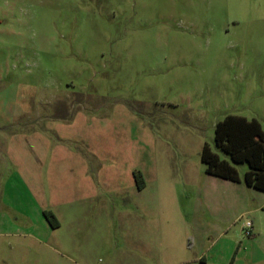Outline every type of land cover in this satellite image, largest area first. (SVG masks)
<instances>
[{"label":"rangeland","instance_id":"rangeland-1","mask_svg":"<svg viewBox=\"0 0 264 264\" xmlns=\"http://www.w3.org/2000/svg\"><path fill=\"white\" fill-rule=\"evenodd\" d=\"M231 115L264 132V0H0L3 147L50 129L54 145L88 153L93 142L137 171L203 176L206 144L230 161L215 137ZM235 167L244 181L248 164ZM10 169L0 156V200ZM183 186L188 252L264 264V192L243 185L230 216ZM126 237L115 245L131 249L137 235Z\"/></svg>","mask_w":264,"mask_h":264},{"label":"crops","instance_id":"crops-1","mask_svg":"<svg viewBox=\"0 0 264 264\" xmlns=\"http://www.w3.org/2000/svg\"><path fill=\"white\" fill-rule=\"evenodd\" d=\"M46 130L12 137L4 147L0 139V156L11 166L0 200V264H28L30 258L33 264H208L202 252L185 246L192 221L182 207V183L186 193L199 189L208 209L225 207L230 216L241 213L243 185L264 192L246 183L249 170L243 181L238 164L208 144L235 168L237 181L206 170L203 176L187 170L173 175L146 166L140 170L146 182L140 190L134 177L139 167L124 156L93 142L88 153L54 145ZM58 137L65 140L62 133ZM192 209L198 213L199 206ZM46 211L56 216L58 228ZM121 234L137 235L131 249L115 245Z\"/></svg>","mask_w":264,"mask_h":264},{"label":"trees","instance_id":"trees-1","mask_svg":"<svg viewBox=\"0 0 264 264\" xmlns=\"http://www.w3.org/2000/svg\"><path fill=\"white\" fill-rule=\"evenodd\" d=\"M215 140L217 148L228 155L233 163L248 164L246 183L264 190V132L257 121L249 122L244 117L228 116L218 124ZM202 161L206 165L207 173L234 181L239 179L235 168L221 160L208 145L203 149ZM134 177L137 187L144 189L146 182L142 172L135 171ZM45 217L53 228L60 226L52 212L46 211Z\"/></svg>","mask_w":264,"mask_h":264},{"label":"built area","instance_id":"built-area-1","mask_svg":"<svg viewBox=\"0 0 264 264\" xmlns=\"http://www.w3.org/2000/svg\"><path fill=\"white\" fill-rule=\"evenodd\" d=\"M245 228H246V235L247 236H252L253 235V230H254V225L251 221L246 222L245 224Z\"/></svg>","mask_w":264,"mask_h":264}]
</instances>
